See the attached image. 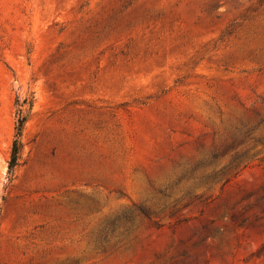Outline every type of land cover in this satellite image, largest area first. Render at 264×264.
Returning a JSON list of instances; mask_svg holds the SVG:
<instances>
[{"label":"rangeland","instance_id":"rangeland-1","mask_svg":"<svg viewBox=\"0 0 264 264\" xmlns=\"http://www.w3.org/2000/svg\"><path fill=\"white\" fill-rule=\"evenodd\" d=\"M0 264H264V0H0Z\"/></svg>","mask_w":264,"mask_h":264},{"label":"trees","instance_id":"trees-1","mask_svg":"<svg viewBox=\"0 0 264 264\" xmlns=\"http://www.w3.org/2000/svg\"><path fill=\"white\" fill-rule=\"evenodd\" d=\"M15 124H14V133L10 143V153L9 158L7 160V178L10 180L13 175V170L18 164L21 153H22V141H21V133L24 127V123L28 117L31 98L27 99L26 97L23 99L15 98ZM28 105L25 107V105Z\"/></svg>","mask_w":264,"mask_h":264}]
</instances>
